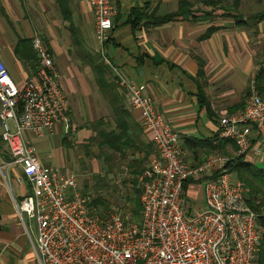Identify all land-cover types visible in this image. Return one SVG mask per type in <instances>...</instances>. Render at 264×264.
<instances>
[{
	"label": "built area",
	"instance_id": "obj_1",
	"mask_svg": "<svg viewBox=\"0 0 264 264\" xmlns=\"http://www.w3.org/2000/svg\"><path fill=\"white\" fill-rule=\"evenodd\" d=\"M86 1L100 58L150 132L154 154L135 178L140 190L136 216L101 212L92 194L81 191L73 172L43 163L24 136L26 131L54 133L59 123L64 137L72 140L69 106L49 48L37 34L30 37L34 70L21 85L0 58V140L29 184L13 204L37 263L256 264L261 227L245 200L242 181L222 168L236 154H264V96L253 75L242 107L218 119L216 136L231 140L234 154L186 159L177 132L155 108L144 83L127 79L104 52L114 2ZM198 181L202 209L187 201V187Z\"/></svg>",
	"mask_w": 264,
	"mask_h": 264
},
{
	"label": "crops",
	"instance_id": "obj_2",
	"mask_svg": "<svg viewBox=\"0 0 264 264\" xmlns=\"http://www.w3.org/2000/svg\"><path fill=\"white\" fill-rule=\"evenodd\" d=\"M112 1L116 11L109 39L104 42V52L127 79L144 83L155 108L177 132L189 160L200 161L211 151L234 150L231 140L216 135L219 117L242 107L249 79L257 69L253 63V40L244 29L246 25L229 18L222 19L218 9L211 11L214 14L211 18H205L207 14L197 10L192 15L186 13L163 23L151 24L148 23L149 15L171 10L172 6H164L163 11L162 5L172 0ZM173 2L175 4L176 0ZM67 4L69 18H64L56 0H0V58L17 85H21L34 70V64L21 60L13 51L19 38L27 37L30 41V37L37 34L51 54V48L57 50L61 44H72L73 50L81 47L86 52L90 46L99 54L87 1L67 0ZM133 8L138 11L139 21L131 26L127 17ZM205 8V11L210 10V7ZM210 26L213 29L210 30ZM91 72L97 96L95 92L83 99L87 115L75 104L70 108L68 90L58 73L69 106L72 140L64 137L59 123L54 133L36 136L26 131L24 136L36 143L40 160L54 167L52 162L60 158L62 145L69 144L75 149L89 137L94 138L99 147L120 153L100 145V135L103 129H116V124H124L136 146L123 148L121 154L129 158L127 164L134 159L141 162L139 160L144 158L148 162L154 154L149 149L152 144L150 132L140 124L137 110L127 105L124 93L116 83L108 92H101L94 72ZM110 73L109 69L105 75L108 81L113 79ZM81 107L84 108L83 104ZM49 134L61 136L62 143L57 140L55 146H49ZM187 138L198 142H188L187 147ZM250 151L251 161H261V152ZM59 171L68 172L66 169ZM28 190L29 184L18 165L10 162L0 140V264H38L28 237L17 221L13 204V198H20Z\"/></svg>",
	"mask_w": 264,
	"mask_h": 264
},
{
	"label": "rangeland",
	"instance_id": "obj_3",
	"mask_svg": "<svg viewBox=\"0 0 264 264\" xmlns=\"http://www.w3.org/2000/svg\"><path fill=\"white\" fill-rule=\"evenodd\" d=\"M188 2L189 10L191 11L189 12L190 15L197 10L206 12L207 10L205 11V7H210V10L208 9L210 13L207 14L205 18H211L212 15H214L211 11L218 9V12L221 14L220 16L223 17L222 19L229 18L228 20L232 19L233 21H235V18L232 14L247 18L250 14L262 7V4L257 0H221L213 7L203 4L200 0H188ZM164 6H172L173 8L171 10H174L177 7V0L175 4L173 0L169 4L164 3L162 5L163 11L165 10ZM245 25L244 29L246 33L249 32L253 40L252 55L255 68L260 65L264 66V19L261 21L249 19ZM37 30L35 33L38 32ZM51 51L61 81L65 90H68L67 98L70 108L72 109V105L75 104L81 108V113L87 115L88 112L84 110L85 100L83 102V99L89 98L90 94H94L96 91L90 78V73L92 74L91 69L87 64L86 58L82 55V52L86 51L81 47H76L75 50H73L72 44L68 46L61 44L57 50L51 48ZM87 51L94 52V49L89 46L87 47ZM108 69L110 68L108 67ZM8 72L11 74L9 70ZM110 75L116 80L113 74L110 73ZM115 83L117 84L116 81ZM260 94L264 96V92ZM95 96H97V92ZM92 98H94V96H92ZM81 104L84 106L83 109ZM47 136L49 146H55L57 140L62 143L61 136H57V134H49ZM33 144L37 152V145L36 143ZM63 144L66 143L63 142ZM68 145H62L60 158L56 161L54 159L52 162L54 167L59 170L65 171L66 169L67 171L73 172L76 177L77 185L81 191L89 192L92 194L93 198L95 197L98 200L96 205L101 212L114 210L120 213H129L134 216L135 214L131 211V207L133 206L134 187H138V197L140 190L138 183L134 182L133 178H136L139 171L137 173H132L131 171L136 164H138L136 168L141 170L146 164L147 158H144L140 163H136V160L134 159L131 161V164H127V161L129 160L128 157L122 156L121 153L111 152L102 146H100V149V147L96 145L95 139L91 137L87 138L85 142L81 143V145L77 144L75 149ZM149 149L150 151H154L152 144ZM214 152L225 155L234 154L233 149ZM214 152L211 151L210 153ZM184 157L186 159L190 158L187 153L185 154V151ZM244 157L248 160H253V157L250 154H246ZM260 157L262 158L261 161L260 159H256L255 162L260 166H264V154ZM132 164H134V166ZM201 188L202 182L198 181L191 184L186 190L187 201L192 208H203Z\"/></svg>",
	"mask_w": 264,
	"mask_h": 264
},
{
	"label": "trees",
	"instance_id": "obj_4",
	"mask_svg": "<svg viewBox=\"0 0 264 264\" xmlns=\"http://www.w3.org/2000/svg\"><path fill=\"white\" fill-rule=\"evenodd\" d=\"M203 4L209 5L211 7L215 6L221 0H200ZM262 4V7L250 14L247 18H244L240 15H234L235 22L247 24L249 19H254L255 21H261L264 19V0H257ZM61 15L64 18H69L68 12V4L67 0H56ZM236 4V3H234ZM189 2L188 0H177V7L174 10H169L160 14L151 13L149 16L148 23L151 24H159L173 19L176 16L185 15L186 13L191 12L189 10ZM209 14V10L205 12ZM127 21L131 26H134L139 21L138 11L136 8H133L130 11V14L127 17ZM209 29H213L212 26ZM109 38H107L108 40ZM106 40V41H107ZM105 41V42H106ZM13 51L15 55L21 60L30 62L35 64V53L30 46L29 38L22 37L17 39ZM86 58L87 64L90 69L94 72L95 80L101 92H108L109 88L116 85L111 79L106 80L105 75L109 73L108 66L104 64L99 58L98 52H84L82 53ZM254 84L259 93L264 91V66L260 65L254 71ZM116 95L114 94V100ZM113 103V102H112ZM126 126L123 124H116L115 128L103 129L100 135L101 143L100 145H105L106 147L111 148L112 150H116L117 152L123 153V148L127 146L136 147L134 144V140L131 135H128L125 131ZM197 143L198 140H193L187 138L185 140L187 147L188 142ZM133 161V160H131ZM130 161V162H131ZM142 161V160H139ZM136 163H140L135 161ZM131 164V163H130ZM134 166V164H132ZM136 164L132 168V173H137L138 170ZM222 168L228 171L232 178H236L242 181L244 185V197L247 204L250 208L255 212V220L256 224L261 227L260 230V239L258 243V250L256 252V264H264V166H260L251 160H248L244 157V154H236L229 161H227ZM135 182V178H133ZM186 188V181L183 183V189ZM94 204L98 203V200L94 197L92 199ZM139 208V199H138V188L134 187V198H133V206L131 207V211L133 214H137Z\"/></svg>",
	"mask_w": 264,
	"mask_h": 264
}]
</instances>
